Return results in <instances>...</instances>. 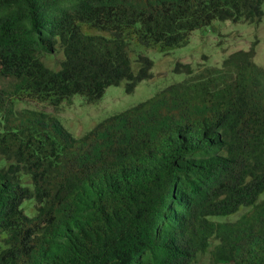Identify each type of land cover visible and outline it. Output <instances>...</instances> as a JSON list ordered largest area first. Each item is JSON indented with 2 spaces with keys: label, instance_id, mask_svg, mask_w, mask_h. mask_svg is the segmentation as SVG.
Wrapping results in <instances>:
<instances>
[{
  "label": "trees",
  "instance_id": "1",
  "mask_svg": "<svg viewBox=\"0 0 264 264\" xmlns=\"http://www.w3.org/2000/svg\"><path fill=\"white\" fill-rule=\"evenodd\" d=\"M263 2L0 0V264L205 254L264 264V66L253 45L220 65L177 62L183 79L79 137L44 111L16 109L93 103L123 81L132 92L152 77L142 47H180L214 20L258 23ZM57 51L53 69L43 56Z\"/></svg>",
  "mask_w": 264,
  "mask_h": 264
},
{
  "label": "rangeland",
  "instance_id": "2",
  "mask_svg": "<svg viewBox=\"0 0 264 264\" xmlns=\"http://www.w3.org/2000/svg\"><path fill=\"white\" fill-rule=\"evenodd\" d=\"M264 11V2H263ZM255 49V62L264 66V14L258 23L234 22L231 20H214L211 24L192 31L186 44L161 51L158 47L141 48L153 61L152 77L142 80L132 92L125 91V81L119 85L109 86L103 96L93 103L85 102L80 95H74L69 101L54 107L32 99L16 102V109L41 110L55 116L57 123L72 135L79 137L96 123L114 113L128 109L147 100L170 83L184 78V72L174 71L177 62L188 63L193 68L206 65H220L230 53ZM62 53L45 54L44 62L57 69ZM137 71V63H133ZM0 158V164H3ZM264 197V193L262 195ZM33 200H26L23 207L28 215L34 214ZM243 209L242 211H244ZM236 215L230 217L234 219ZM194 264H211L208 255L201 256Z\"/></svg>",
  "mask_w": 264,
  "mask_h": 264
}]
</instances>
